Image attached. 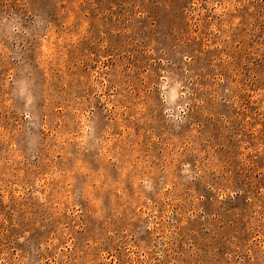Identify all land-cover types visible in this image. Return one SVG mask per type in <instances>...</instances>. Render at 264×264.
Masks as SVG:
<instances>
[{
    "label": "rangeland",
    "instance_id": "rangeland-1",
    "mask_svg": "<svg viewBox=\"0 0 264 264\" xmlns=\"http://www.w3.org/2000/svg\"><path fill=\"white\" fill-rule=\"evenodd\" d=\"M0 264H264V0H0Z\"/></svg>",
    "mask_w": 264,
    "mask_h": 264
}]
</instances>
